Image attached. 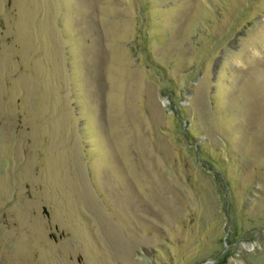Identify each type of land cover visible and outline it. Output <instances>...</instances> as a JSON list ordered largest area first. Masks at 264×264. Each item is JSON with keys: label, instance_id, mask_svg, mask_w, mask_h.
<instances>
[{"label": "rangeland", "instance_id": "374dc122", "mask_svg": "<svg viewBox=\"0 0 264 264\" xmlns=\"http://www.w3.org/2000/svg\"><path fill=\"white\" fill-rule=\"evenodd\" d=\"M0 264H264V0H0Z\"/></svg>", "mask_w": 264, "mask_h": 264}]
</instances>
